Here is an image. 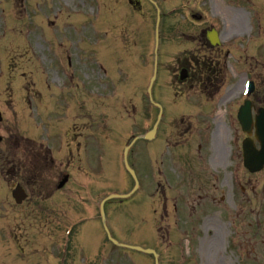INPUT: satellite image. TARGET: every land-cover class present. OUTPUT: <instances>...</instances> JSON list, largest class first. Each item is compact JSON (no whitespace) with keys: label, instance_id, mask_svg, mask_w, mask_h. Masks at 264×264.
<instances>
[{"label":"rangeland","instance_id":"obj_1","mask_svg":"<svg viewBox=\"0 0 264 264\" xmlns=\"http://www.w3.org/2000/svg\"><path fill=\"white\" fill-rule=\"evenodd\" d=\"M156 1L166 19L162 18L165 20L162 28L160 25L158 72L152 92L165 108L163 110L166 116L160 124L161 128L155 140L140 141L132 148L128 158L139 173L137 176L140 188L128 201L107 203V227L112 237L120 243L142 248L154 247L160 254L161 264H262L264 217L261 216L264 213L261 201L264 194L259 189L254 211H260L262 214L250 216V221L254 224L251 234L256 233L251 236L252 241L255 239L253 244L256 245L251 251H248L244 244L245 239L236 244L238 250L232 247L236 239L232 234L230 214L223 216L224 225L221 219L213 222V227L217 223V231L216 228H205L206 222L202 220L199 226L192 225L194 229L187 235L183 236L179 230H175L169 237L160 238L156 233L153 214L157 205L152 196L155 149H164L165 145L162 143H165V138L171 141L174 136L171 135L174 133L172 130L182 126L178 123V116L185 115L184 121H189L190 116L196 117V112L198 114L204 109V101L209 99L201 94L200 96L196 87V92L195 89L193 92L185 91V87L196 85L197 79H200L201 75L196 70L200 77L192 73L189 82L183 85L184 88L177 81L180 73L178 67L182 63L194 65L199 59L206 61L205 59L209 58L210 53H198V45H201V42L198 43V37L202 29H216L222 48V53L217 51L221 70L214 81L216 87H220V92L214 95L213 100L217 99L219 104L221 101L223 103L221 107L218 105L220 108L215 107L207 118V135L216 131L219 125L218 134L215 137L212 134V140L209 142L208 159H212L215 153L220 155V151H224V157L228 159L227 149L233 151L231 140L236 137L237 132L241 133L234 119L235 113L237 106L247 99L243 85L246 73L252 68L250 56L247 59L241 55L242 52H251L255 42L253 40L259 39L260 35L255 28L249 36L247 16L236 8H249L253 4L264 8V0ZM126 4L121 0H0V96L3 102L9 105L3 107L6 111V123L15 127L10 131L15 130L20 136L42 143L43 151L49 153L50 165L54 168L50 171L40 170L36 178H32L35 187L31 189V199L14 210L15 214L19 215L16 218L26 219L17 220V227L20 225L31 228L30 240L40 245L45 251L44 256L48 255L51 245L56 246V227L61 226V222L66 226L77 221L80 227L85 223L84 219L88 214L91 220L84 226L85 233L96 239V249L90 256L96 253L94 258L99 260L105 253L107 264H118L120 261V264H153L152 258L145 254L132 251L127 254L124 250L109 245L102 233L98 212L100 202L107 195L115 190L128 192L132 189L133 181L122 165L126 137H130V134L144 135L152 128L156 115L154 110L147 111L145 93L153 70L156 11L150 5L142 3L140 13L132 14ZM190 13L200 15L202 21L192 19ZM91 29L95 32V39L91 41L95 42L93 50L90 49L89 39ZM256 32L258 37H255ZM259 44L260 47L251 54L262 64V70L256 69L252 76L256 90L253 98H250L264 104V52L261 49L264 46V38L259 40ZM91 51L95 58L94 78L89 65ZM109 51L116 52L121 58L116 62L121 67L117 70L116 77L123 83L122 87L126 88L119 87L118 96L114 93L111 81L100 73L98 65L95 64L100 56L103 59ZM67 56H70L72 61H66ZM107 65L110 67L113 62ZM112 77H115V73ZM90 81V87L94 82L97 96L105 87L107 98L97 99L95 104L89 103ZM141 87L145 114L141 124L137 126V118H133L138 114ZM132 112L135 116L128 118V114ZM121 122L125 127V136H117L123 128ZM93 123L95 128L107 127L105 132L103 129L97 135L100 138V146L95 153L91 148L85 151L86 145H95L91 140H84L85 134L81 132V127L92 131ZM86 124L88 126H83ZM67 129L78 134L74 142L66 140ZM29 143L33 145L31 141ZM61 145L64 149L69 146V151L61 153V148H58ZM35 149H38V146ZM65 155L69 156L64 157ZM13 158L9 159L15 165L22 163V160L18 161L19 156ZM69 158L73 164L71 167L67 165ZM5 162L6 157L4 160L0 159V168ZM33 162L37 163L38 160ZM52 167L49 166L48 170ZM65 173L70 174L71 181L65 187L64 195L60 196L61 192L56 191L57 175ZM27 175V171L23 169L17 171L13 179L6 178L5 183L0 180V199L4 201L10 188L8 184L29 183ZM251 178L264 187V172ZM224 191L227 193L228 188L224 187ZM67 198H71L72 203H68ZM4 203L6 204V201ZM225 207L229 213V202ZM30 209V215L25 218V211ZM194 219L193 215L190 221ZM168 222L172 223L173 219ZM176 244L183 249L177 250L174 247ZM45 260L48 259L43 257L42 261L40 257L33 256L30 264H55L52 259H49L48 263ZM73 264H78V258ZM97 264L102 263L98 261Z\"/></svg>","mask_w":264,"mask_h":264},{"label":"water","instance_id":"obj_2","mask_svg":"<svg viewBox=\"0 0 264 264\" xmlns=\"http://www.w3.org/2000/svg\"><path fill=\"white\" fill-rule=\"evenodd\" d=\"M211 43H216V38L215 35H212L210 37ZM239 121L242 126V129L244 132H247L248 134L251 132V126H252V121L250 117V104L245 103L243 107L240 108L239 111ZM261 118L257 119L256 122V129H257V138L259 142L261 143L262 146V151L261 152H254L253 146L248 145V142H245L243 144V152H244V162L247 166L252 167L253 165L256 167L253 170L259 169L261 164H264V114L261 113ZM126 163V162H125ZM127 167V165H126ZM129 170V168L127 167ZM129 172L132 174V171L129 170ZM65 180L61 183L60 186L64 184ZM115 243L114 241H112ZM116 244V243H115ZM137 250H140L138 248H135ZM141 251V250H140ZM146 253H153L152 251H145Z\"/></svg>","mask_w":264,"mask_h":264},{"label":"flooded vegetation","instance_id":"obj_3","mask_svg":"<svg viewBox=\"0 0 264 264\" xmlns=\"http://www.w3.org/2000/svg\"><path fill=\"white\" fill-rule=\"evenodd\" d=\"M0 135H1V137H0V145H2V147H0V153L2 152L3 153V155H8V156H13L14 154H15V152L16 153H19L21 150L20 149H17V148H15L14 147V142H13V140L12 139H8V140H6V132L5 131H3V129H1V126H0ZM12 142V143H11ZM9 143H11V147H9V148H7L6 147V145L7 144H9ZM9 169H11V170H8V172H11V173H7L6 172V169L7 168H5V166L3 165V166H1V168H0V175H3L4 176V180L6 179V178H11V179H13L14 177H15V175H16V171H15V165L13 164V165H9V167H8ZM191 174H189V176H190ZM185 180H186V176H180L179 177V179H178V181H181V182H185ZM206 196L203 194V195H201L200 196V198L201 199H203V198H205ZM212 200L214 201L215 200V198H212ZM14 231H15V228H13L12 229V231H11V235L14 237Z\"/></svg>","mask_w":264,"mask_h":264}]
</instances>
